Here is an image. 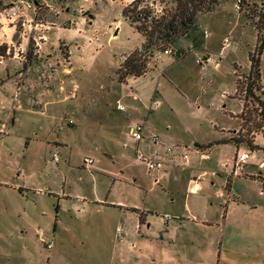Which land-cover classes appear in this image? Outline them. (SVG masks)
Here are the masks:
<instances>
[{
  "label": "rangeland",
  "instance_id": "rangeland-1",
  "mask_svg": "<svg viewBox=\"0 0 264 264\" xmlns=\"http://www.w3.org/2000/svg\"><path fill=\"white\" fill-rule=\"evenodd\" d=\"M132 1L1 0L0 44H6L7 51L0 55V72L5 70L9 77L4 75L0 85H7L9 80L10 87L0 90V130L4 133L0 139V182L23 181L42 191L21 195L18 190L0 186V264H14L16 259H24V264H47L48 249L36 233L9 236L4 231L15 222L18 207H32L31 203L45 210L40 226L47 228L65 175L67 183L89 184L91 170L110 167L123 171L129 183L145 188L153 183L156 171L149 172L144 163L136 161L138 145L129 136L130 125L145 121L146 128L167 144L192 146L196 141L217 139L222 135L221 127L234 123L225 111L230 103L221 95L234 82L236 91L231 95L246 105L240 114L241 126L230 128L227 137L244 139L238 144L245 148H250V140L256 145L257 134L264 139L258 100L264 94L257 88L260 82L256 77H249L251 67L247 66L258 44L260 31L254 13L264 11L260 1L221 0L212 11L199 15L195 29L179 38V49L176 43L167 49L155 48L147 59L144 76L121 80L119 68L126 54L145 42L143 34L122 13ZM145 5L160 14L174 4L146 0ZM226 37L230 44L223 49ZM191 42L224 50V56L212 51L217 54L215 61L204 67L196 59L208 63L211 54L196 58L187 46ZM261 68L263 78L264 52ZM19 87L24 105L14 108L11 95ZM120 102L122 109L117 107ZM13 112L15 120L11 123ZM139 145L151 155L147 143ZM153 148L161 150L159 146ZM235 151L233 143L223 145L213 150V159L201 161L207 171L201 179V192L206 194L210 219L221 217L224 198L218 191L227 181L224 173L214 176L211 169L219 159L232 158ZM85 157L94 158L90 168ZM260 157L262 153L255 152L252 159ZM253 171L247 166L241 176L232 179L231 199L238 197L239 202L229 204L225 244L243 259L264 263V180L248 176ZM188 176L181 178L184 188ZM124 193L136 197L126 189ZM198 200H192L195 207L200 205ZM30 216L33 219L35 212ZM213 233L222 237L217 231ZM30 258L33 262L26 260Z\"/></svg>",
  "mask_w": 264,
  "mask_h": 264
},
{
  "label": "crops",
  "instance_id": "crops-1",
  "mask_svg": "<svg viewBox=\"0 0 264 264\" xmlns=\"http://www.w3.org/2000/svg\"><path fill=\"white\" fill-rule=\"evenodd\" d=\"M179 41L176 42V48ZM187 46L195 52L196 58L205 53L211 54L207 58L208 63L200 58L196 59L198 63L200 62L199 64L204 63V67L212 63L214 55L220 53L224 56V50L222 52L211 50V47L208 48L206 44L193 45L191 42ZM226 47L222 46L223 49ZM247 66L251 67L250 61ZM214 67L219 68L220 62L215 63ZM4 75L9 77L3 70L0 72V79ZM263 80L264 77L262 83ZM6 83L7 85H0V90H7L6 87H10L9 80ZM235 91L234 82L228 90H222L223 100L230 103V107L225 111L234 123L231 126L221 127L222 135L214 140L196 141L192 146L179 142L167 144L158 134L146 128L144 121L146 132L144 140L140 142L131 140L138 145L135 150L137 162H140L137 159L138 149L141 148L145 153L144 147L139 145L141 142L147 143V147L150 148L151 155L145 153L146 155L162 160V165L156 169L150 170L147 167L149 172L156 171L155 179L150 186L145 188L129 183L124 179L123 171L112 170L110 167L102 170L90 169L92 179L89 184L82 185L77 182L76 186L75 183H67L65 175L64 178L62 177V185L58 191L55 214L49 218L51 221L47 228L40 226L44 223L45 210H39L34 203H31L32 207L31 205L18 207L15 222L13 225L9 224L4 233L9 236L11 233L17 236L36 233L35 236L48 249L47 264H264L259 259L250 261L243 259L241 253L225 244L229 226L228 209L239 202L238 197L231 199L232 179L241 176L246 167L250 166L254 171L246 175L262 182L264 180V168L260 165L264 162V139H260V134L255 137L256 145L259 147L256 149L239 146L240 144L232 140L234 137L226 135L230 128L240 127L242 122L240 114L243 112L244 104L242 99L231 95ZM75 92L71 96H74ZM22 94L20 87L12 93L14 108L23 107ZM3 97L4 95L1 96L2 99ZM223 106L225 107L226 104ZM117 107L122 109L124 105L120 102ZM14 120L15 112H13L11 123ZM126 120L130 121V119ZM132 126L129 127V136ZM3 134L0 130V139ZM153 134L158 135L157 142H154L151 137ZM230 143L236 146L233 157L219 159L211 169L214 176H221L224 173L227 181L224 189L218 191L219 196L224 198L222 210H220L221 217L210 219L207 215L210 206L205 199L206 194L201 192L203 190L201 179L207 174L206 169L201 167V161L213 159V150ZM154 146H159L161 150L153 148ZM169 146L178 147L174 152H170L167 149ZM197 149H207L205 153L209 157H202V151ZM239 150L249 152V158L245 168L238 175H231L229 171ZM186 152L189 153L187 162L183 157ZM255 152H261L262 157L253 160ZM223 163L227 166H223ZM87 166L90 168L89 165ZM19 174L23 176L20 170ZM184 175H189L185 188L181 183ZM194 183H198V188L192 191ZM0 186L18 190L21 195L29 191H42L23 181L0 182ZM124 189L131 191L136 197H127ZM44 190L46 188H43ZM139 195L141 199H138ZM195 197L200 198L198 207H195L192 202ZM168 207L169 209H166ZM33 211L35 212L34 220L30 216ZM215 231L222 234V237L214 234ZM131 239L134 240L132 244ZM48 244L51 246L49 247ZM26 260L33 262L31 258ZM13 262L21 264L25 260L16 259Z\"/></svg>",
  "mask_w": 264,
  "mask_h": 264
},
{
  "label": "trees",
  "instance_id": "trees-1",
  "mask_svg": "<svg viewBox=\"0 0 264 264\" xmlns=\"http://www.w3.org/2000/svg\"><path fill=\"white\" fill-rule=\"evenodd\" d=\"M146 0H133L129 5L123 8V15L131 21V24L141 32L145 38L141 48H136L123 60L119 68V76L124 80L128 76H141L147 68V59L155 48L167 49L175 44L180 37L186 36L196 28L199 15L212 11L221 0H169L174 5L170 9H163L159 14L156 9L145 5ZM166 1V0H162ZM246 0H241L243 3ZM264 10V0H259ZM1 3V0H0ZM253 5L258 6L256 2ZM256 25L260 31L258 35V44L255 51L250 54L251 68L249 77H256L260 83L257 88L264 94V85H262V55L264 52V11L254 13ZM144 21V23L137 22ZM7 51L6 44H0V55ZM144 56V58H142ZM248 89L252 92L253 87ZM260 115L264 122V99L259 98ZM246 103H244L245 108ZM243 112L241 113V116ZM260 126H264L261 124ZM264 135V131H263ZM234 142L241 143L244 139L232 138ZM248 145L251 149L259 148L250 140Z\"/></svg>",
  "mask_w": 264,
  "mask_h": 264
},
{
  "label": "built area",
  "instance_id": "built-area-1",
  "mask_svg": "<svg viewBox=\"0 0 264 264\" xmlns=\"http://www.w3.org/2000/svg\"><path fill=\"white\" fill-rule=\"evenodd\" d=\"M241 0H238V2H240ZM206 34L208 35V33L206 32ZM224 47L228 46L230 44L229 38L226 37L223 41ZM166 52H169V50H166ZM208 60V59H207ZM3 60L0 57V63H2ZM77 88V87H76ZM70 122H73V120L70 119ZM146 137V132H145V125L142 122L136 123L134 124L131 129H130V138L136 142H140L143 141L144 138ZM151 137L153 138L154 142L158 141V135L153 134L151 135ZM178 146H169L167 149L170 152H174V150L177 148ZM198 151H202V157L204 158H208L209 155L205 153V151H207V149H197ZM56 159H58L57 154H55ZM183 157L185 159V162L188 161V157H189V153L186 152L183 154ZM249 158V152H245L242 150H239L238 153L236 154V156L234 157L233 160V164L230 168L229 173L231 175H238L244 168L245 165L247 163V160ZM137 159L140 162H143L147 165V167L152 170V169H156L157 167L162 165V160L159 159L158 157H152V156H148L146 155L143 150L141 148L138 149V155H137ZM84 162L86 163V165H91L93 163V158L91 157H86L84 159ZM261 167L264 168V162H262ZM223 166H227L226 163H223ZM198 188V183H194L193 187H192V191L196 190ZM48 246L50 247L51 245L48 244Z\"/></svg>",
  "mask_w": 264,
  "mask_h": 264
}]
</instances>
